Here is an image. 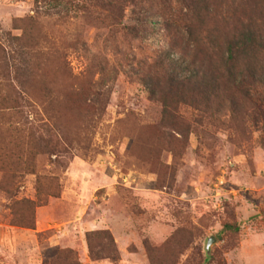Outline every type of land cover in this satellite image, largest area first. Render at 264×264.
Returning <instances> with one entry per match:
<instances>
[{
	"label": "rangeland",
	"instance_id": "1",
	"mask_svg": "<svg viewBox=\"0 0 264 264\" xmlns=\"http://www.w3.org/2000/svg\"><path fill=\"white\" fill-rule=\"evenodd\" d=\"M123 4L0 0V264H264L263 117L165 113L133 73L183 8Z\"/></svg>",
	"mask_w": 264,
	"mask_h": 264
},
{
	"label": "trees",
	"instance_id": "2",
	"mask_svg": "<svg viewBox=\"0 0 264 264\" xmlns=\"http://www.w3.org/2000/svg\"><path fill=\"white\" fill-rule=\"evenodd\" d=\"M104 1L109 9L119 5L115 24L121 25L125 0ZM178 1L183 9L167 21L175 32L167 51L133 74L167 114L175 111L173 101L198 106L224 96L233 114L251 112L253 126L264 122V0Z\"/></svg>",
	"mask_w": 264,
	"mask_h": 264
},
{
	"label": "water",
	"instance_id": "3",
	"mask_svg": "<svg viewBox=\"0 0 264 264\" xmlns=\"http://www.w3.org/2000/svg\"><path fill=\"white\" fill-rule=\"evenodd\" d=\"M217 242V238L212 235L210 236L205 244V252L207 255V260H209L211 258V250H212V246Z\"/></svg>",
	"mask_w": 264,
	"mask_h": 264
}]
</instances>
